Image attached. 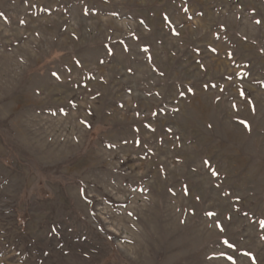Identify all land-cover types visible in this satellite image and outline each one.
<instances>
[{
	"label": "rangeland",
	"instance_id": "1",
	"mask_svg": "<svg viewBox=\"0 0 264 264\" xmlns=\"http://www.w3.org/2000/svg\"><path fill=\"white\" fill-rule=\"evenodd\" d=\"M0 264H264V0H0Z\"/></svg>",
	"mask_w": 264,
	"mask_h": 264
}]
</instances>
